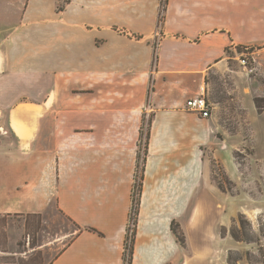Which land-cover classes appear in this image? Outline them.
<instances>
[{
    "label": "crops",
    "instance_id": "0c3cea01",
    "mask_svg": "<svg viewBox=\"0 0 264 264\" xmlns=\"http://www.w3.org/2000/svg\"><path fill=\"white\" fill-rule=\"evenodd\" d=\"M161 2L26 0L7 34L0 24V215L55 210L74 227L45 264H124L147 112L131 264L211 254L187 255L172 231L194 218L221 127L212 109L202 119L184 105L226 70L227 52L264 46V0H165L159 23Z\"/></svg>",
    "mask_w": 264,
    "mask_h": 264
},
{
    "label": "rangeland",
    "instance_id": "374dc122",
    "mask_svg": "<svg viewBox=\"0 0 264 264\" xmlns=\"http://www.w3.org/2000/svg\"><path fill=\"white\" fill-rule=\"evenodd\" d=\"M25 1L0 0L4 34L14 23L13 18L22 14ZM244 56L249 62L247 69L240 63ZM226 58V70L210 74L204 87L214 120L221 126L211 135L210 148L204 151L210 164L209 186L201 193L194 218L187 213L186 231L176 223L172 231L181 239L187 255L200 249L211 253L194 260L196 264H227L229 254L233 259L241 258L238 264H264V46L229 51ZM155 59L156 54L153 62ZM146 114L141 127L144 134L152 121ZM144 134L141 138L139 134L137 146L141 161L144 157L145 161L136 170L126 229L133 246L143 184L141 168L145 171L148 153ZM8 135L5 127L0 128V139ZM227 161L228 173L221 165ZM232 227L249 238L248 243L233 240ZM72 231V224L55 210L44 218L0 215V264H45L69 242Z\"/></svg>",
    "mask_w": 264,
    "mask_h": 264
},
{
    "label": "trees",
    "instance_id": "16d2710c",
    "mask_svg": "<svg viewBox=\"0 0 264 264\" xmlns=\"http://www.w3.org/2000/svg\"><path fill=\"white\" fill-rule=\"evenodd\" d=\"M240 50V49H238ZM150 124V122H149ZM143 130L141 129L140 131V138L143 136ZM145 135V140H146V144L145 146L148 145V139H149V131L147 130L146 134ZM146 154V153H145ZM144 161H145V157L142 159L141 161V153H140V146H139V149H138V154H137V164H136V169L138 170L140 167H142V165L144 166ZM141 176H140V180H142L143 178V172H144V169L141 168ZM137 178V176H136ZM239 219H237L238 221H240V218H242V215H239L238 216ZM235 222V220L233 221ZM236 224V223H235ZM174 234L176 235V237L178 238L179 242L182 243L181 239L179 238V236L177 235V233L173 230ZM128 234L126 235V239H125V246H124V254H123V261H124V264H131L132 262V251H133V245H132V242H133V239H131V241L129 242L128 241ZM230 234H231V237L233 238V240L237 241V242H247L249 241V238H246V237H242L239 233H238V229L235 227H232L231 230H230ZM241 260V258H237V259H233L231 257V255L229 254L228 256V259H227V264H238V262ZM246 264H250V263H246Z\"/></svg>",
    "mask_w": 264,
    "mask_h": 264
},
{
    "label": "built area",
    "instance_id": "2783aa9c",
    "mask_svg": "<svg viewBox=\"0 0 264 264\" xmlns=\"http://www.w3.org/2000/svg\"><path fill=\"white\" fill-rule=\"evenodd\" d=\"M165 9V0H162L161 2V9H160V14H159V23H161L163 15L162 12ZM158 36V34H157ZM242 53H240L241 55ZM245 58L240 60L241 65L247 69L248 68V64L249 62L246 60V56H244ZM250 71H253L252 69ZM185 110L190 111L192 113H195L196 115H198L200 118L202 119H208L211 116V103L206 99L205 94H204V90L201 92V94L199 96L193 97V98H189L186 100L185 102ZM139 149V147H138ZM137 170V169H136ZM136 173H135V182L136 181ZM135 184L133 185V189H132V193H131V200L132 198H134V189H135Z\"/></svg>",
    "mask_w": 264,
    "mask_h": 264
}]
</instances>
